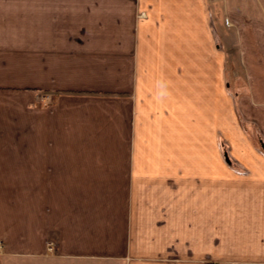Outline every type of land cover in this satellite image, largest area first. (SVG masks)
<instances>
[{"label": "crops", "instance_id": "obj_1", "mask_svg": "<svg viewBox=\"0 0 264 264\" xmlns=\"http://www.w3.org/2000/svg\"><path fill=\"white\" fill-rule=\"evenodd\" d=\"M219 11L264 44V0H0V264H264V245L214 249L239 199L264 219V168L249 192L182 163L184 140L214 146Z\"/></svg>", "mask_w": 264, "mask_h": 264}, {"label": "rangeland", "instance_id": "obj_2", "mask_svg": "<svg viewBox=\"0 0 264 264\" xmlns=\"http://www.w3.org/2000/svg\"><path fill=\"white\" fill-rule=\"evenodd\" d=\"M216 13L222 17V20L218 17L216 22L220 26H214L216 68L214 146L212 148V145H208L211 142L199 139L191 140L192 147H190L185 145L187 142L184 140L182 163L228 166L231 170L230 181H248L251 186H247V190L256 192L259 191L257 187L260 184L252 178L255 177L257 167L264 168V105L256 102L252 90L254 85L261 82V71L253 73V77L250 76L248 70L252 71L254 64L246 59V51L249 53L256 50L264 53V44L248 42L247 36L253 34L254 28L238 27L233 23L230 25L229 16L224 17L222 11ZM137 18H139L138 14ZM134 29L137 37L138 28L135 26ZM256 30L259 28L257 27ZM237 36L241 37L237 39ZM247 97H250L249 103L246 101ZM221 118H230L229 123L224 124ZM19 119H22L24 123L22 131H30V118ZM2 120H6L7 131L14 128L15 118H2ZM231 191L239 190L236 185H231ZM238 202L245 206L240 207L237 215H232L229 228L224 227L223 222L216 223L215 250H223L224 246L229 249L252 250L264 245V219L262 221L250 219L249 214L253 211V206L250 205L249 195L239 199ZM22 208V214L28 216L25 214L30 213V205L23 204ZM262 209L264 210V206ZM224 231H226L227 241L222 240L221 234ZM48 245L47 253L49 254L53 251L54 243L51 242ZM48 256L40 254L29 259L17 258L15 261L34 259L33 262L36 264H47L52 260L51 255ZM212 262L220 264L216 260ZM54 264L62 263L55 260Z\"/></svg>", "mask_w": 264, "mask_h": 264}]
</instances>
